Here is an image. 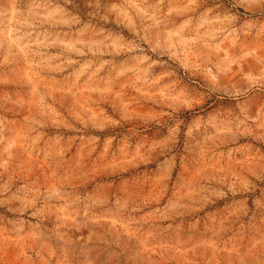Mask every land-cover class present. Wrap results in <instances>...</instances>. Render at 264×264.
<instances>
[{
    "label": "rangeland",
    "instance_id": "rangeland-1",
    "mask_svg": "<svg viewBox=\"0 0 264 264\" xmlns=\"http://www.w3.org/2000/svg\"><path fill=\"white\" fill-rule=\"evenodd\" d=\"M0 264H264V0H0Z\"/></svg>",
    "mask_w": 264,
    "mask_h": 264
},
{
    "label": "clouds",
    "instance_id": "clouds-1",
    "mask_svg": "<svg viewBox=\"0 0 264 264\" xmlns=\"http://www.w3.org/2000/svg\"><path fill=\"white\" fill-rule=\"evenodd\" d=\"M175 162L177 166H179L183 161H182V149L180 148V145L177 144L175 147Z\"/></svg>",
    "mask_w": 264,
    "mask_h": 264
}]
</instances>
